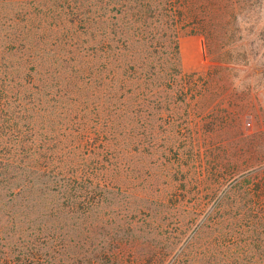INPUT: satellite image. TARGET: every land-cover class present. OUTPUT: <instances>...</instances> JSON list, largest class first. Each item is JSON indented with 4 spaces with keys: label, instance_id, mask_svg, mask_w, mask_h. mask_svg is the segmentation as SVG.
Returning <instances> with one entry per match:
<instances>
[{
    "label": "rangeland",
    "instance_id": "rangeland-1",
    "mask_svg": "<svg viewBox=\"0 0 264 264\" xmlns=\"http://www.w3.org/2000/svg\"><path fill=\"white\" fill-rule=\"evenodd\" d=\"M187 3L176 7L174 40L143 29V51L127 63L138 47L121 48L114 21L110 59L103 50L93 56L82 25L56 15L36 24L41 42L29 58L49 68L61 98L46 123L61 143L43 164L56 182L75 178L77 191L101 194L86 224L96 210L112 225L149 212L157 237L172 232L181 243L201 230L208 253L215 242L214 264H264V0H196L189 11ZM117 82L122 95L111 104L124 108L110 110L122 122L107 139L103 98ZM62 190H51L60 202Z\"/></svg>",
    "mask_w": 264,
    "mask_h": 264
},
{
    "label": "trees",
    "instance_id": "trees-1",
    "mask_svg": "<svg viewBox=\"0 0 264 264\" xmlns=\"http://www.w3.org/2000/svg\"><path fill=\"white\" fill-rule=\"evenodd\" d=\"M175 1L176 6L174 0H0V264L215 263V242L211 244L212 253H208L200 238L201 230H195L194 237L190 235L181 243L172 232L162 231L157 237L158 225L154 227L149 212L143 221L127 219L112 225L102 224L101 212L96 210L86 224L89 212L101 206V194L77 191L73 188L75 178L56 182L54 174L58 172L47 170L43 164L45 159L53 158L49 154L61 143L57 133H47L54 128L46 124L55 121L49 113L61 98L52 84L49 68L42 71L44 63L29 58L36 43L41 42L36 24L42 25L46 16L54 19L52 16L56 15L72 26L82 25V35L92 40L93 56L98 58L103 50L110 59L117 50L114 21L121 26V48L128 44L138 47L124 58L127 63L135 52L139 55L143 51L145 32H153L157 41L166 33L174 40L179 1L188 2V11L189 2L190 6L196 3ZM46 8L52 10L51 15L45 12ZM127 17L130 22H137L138 32L125 23ZM172 49L177 62L175 41ZM97 65L98 62L94 64ZM121 71L123 75L122 66ZM121 95L119 82L106 85L103 99L110 116L107 139L115 123L122 122L116 121L121 119L120 114L110 110L114 104L115 111H122L121 102L113 100L111 104V97ZM51 115L56 116L54 111ZM67 115L70 118V113ZM70 131L64 140H72L73 130ZM72 148L70 144L65 149L71 154ZM68 162L73 164V159L68 158ZM53 187L63 188L62 202L51 193Z\"/></svg>",
    "mask_w": 264,
    "mask_h": 264
}]
</instances>
